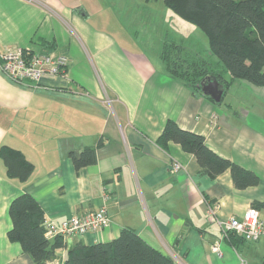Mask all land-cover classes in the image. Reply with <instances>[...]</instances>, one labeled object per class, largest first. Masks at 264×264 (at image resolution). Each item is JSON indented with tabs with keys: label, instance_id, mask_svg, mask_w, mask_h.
Listing matches in <instances>:
<instances>
[{
	"label": "crops",
	"instance_id": "crops-1",
	"mask_svg": "<svg viewBox=\"0 0 264 264\" xmlns=\"http://www.w3.org/2000/svg\"><path fill=\"white\" fill-rule=\"evenodd\" d=\"M105 1L0 0V51L19 46L68 58L63 75L40 82L19 84L0 70V147L19 149L34 164L20 181L0 156V264H35L8 237L10 204L22 193L57 224L107 208L108 227L63 237L47 264H63L79 242L112 241L125 227L177 264H264V237H226L209 218L210 206L220 220L242 219L264 201V86L238 80L212 101L172 77L162 43L116 24ZM168 120L202 134L259 184L238 188L229 170L212 177L181 144H160ZM88 146L96 162L77 169L70 152ZM176 161L183 168L172 172ZM216 242L222 254L213 251Z\"/></svg>",
	"mask_w": 264,
	"mask_h": 264
},
{
	"label": "trees",
	"instance_id": "trees-1",
	"mask_svg": "<svg viewBox=\"0 0 264 264\" xmlns=\"http://www.w3.org/2000/svg\"><path fill=\"white\" fill-rule=\"evenodd\" d=\"M185 21L198 25L209 38V54L192 50L185 41L166 35L162 42L161 58L166 71L197 91L206 75L218 78L224 93L232 83L245 80L264 86V0H164ZM216 56L217 61L210 57ZM229 76V78H228ZM206 95V94H205ZM212 101L213 98L206 95ZM162 145L174 141L197 158L203 172L216 177L229 170L238 188L257 185L259 176L234 161L215 153L202 134L182 128L168 120L158 138ZM95 147H86L80 155L70 152L75 166L96 162ZM10 177L26 181L34 164L24 153L8 145L0 147ZM264 209L263 202H255ZM12 227L11 241L19 242L35 264H47L64 245L63 236H46V217L38 200L29 193L15 197L9 208ZM230 234V233H229ZM231 235H236L231 233ZM63 264H177L175 260L152 247L134 229L125 227L112 241L85 245L81 242L69 251Z\"/></svg>",
	"mask_w": 264,
	"mask_h": 264
},
{
	"label": "built area",
	"instance_id": "built-area-1",
	"mask_svg": "<svg viewBox=\"0 0 264 264\" xmlns=\"http://www.w3.org/2000/svg\"><path fill=\"white\" fill-rule=\"evenodd\" d=\"M67 67L68 58L61 53H40L19 46L8 47L6 50L0 51V70L19 84H24L28 80L40 82L46 75H63ZM181 168L183 165L176 161L173 163L172 172H177ZM216 207L210 206L209 218L221 225L225 236L235 233L249 241H256L264 237V220L261 219L260 211L256 207L250 208L242 219L232 217L228 220L217 218ZM109 223L107 208L103 205L82 216H72L60 224L46 220V236L52 239L59 236L83 235L88 231L104 229L109 226ZM212 249L222 254L220 243L213 244Z\"/></svg>",
	"mask_w": 264,
	"mask_h": 264
},
{
	"label": "rangeland",
	"instance_id": "rangeland-1",
	"mask_svg": "<svg viewBox=\"0 0 264 264\" xmlns=\"http://www.w3.org/2000/svg\"><path fill=\"white\" fill-rule=\"evenodd\" d=\"M91 1L96 5L99 2ZM105 5L116 24L137 29L141 35L147 32L152 46L160 45L166 35H172L185 41L190 49L201 50L206 56L209 54L207 35L198 25L185 21L164 0H107ZM210 58L217 61L214 55Z\"/></svg>",
	"mask_w": 264,
	"mask_h": 264
},
{
	"label": "water",
	"instance_id": "water-1",
	"mask_svg": "<svg viewBox=\"0 0 264 264\" xmlns=\"http://www.w3.org/2000/svg\"><path fill=\"white\" fill-rule=\"evenodd\" d=\"M200 88L204 94L211 96L216 102H221L224 89L221 88L218 78L206 75L200 83Z\"/></svg>",
	"mask_w": 264,
	"mask_h": 264
}]
</instances>
